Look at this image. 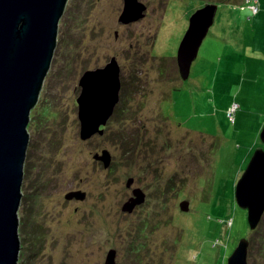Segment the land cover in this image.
I'll return each mask as SVG.
<instances>
[{
    "label": "rangeland",
    "instance_id": "obj_1",
    "mask_svg": "<svg viewBox=\"0 0 264 264\" xmlns=\"http://www.w3.org/2000/svg\"><path fill=\"white\" fill-rule=\"evenodd\" d=\"M138 1L144 16L126 24L123 0L66 2L28 128L17 264H105L112 249L115 264H226L241 237L247 263L264 264V212L249 229L235 202L264 148V0ZM205 2L217 13L183 80L177 48ZM112 56L119 100L102 133L81 139L78 81ZM103 149L107 167L94 158ZM134 187L145 201L122 211Z\"/></svg>",
    "mask_w": 264,
    "mask_h": 264
},
{
    "label": "water",
    "instance_id": "obj_2",
    "mask_svg": "<svg viewBox=\"0 0 264 264\" xmlns=\"http://www.w3.org/2000/svg\"><path fill=\"white\" fill-rule=\"evenodd\" d=\"M67 0H0V264H17L20 248L18 207L21 199L23 166L29 141L27 129L47 74L56 46L59 19ZM218 5L205 2L188 20L187 29L178 45L176 63L181 79L189 76L190 67L199 47L214 22ZM146 6L138 0H123L118 21L126 24L144 16ZM79 136L90 138L102 133L119 100V64L115 56L102 67L87 69L79 81ZM264 143V124L259 133ZM94 158L107 167L110 153L103 149ZM133 178H128L130 187ZM82 199L84 193L70 191L65 198ZM140 187L123 202L122 211L132 212L145 201ZM235 202L246 210L249 229H254L264 212V148H257L250 157L235 186ZM187 211L188 200L179 202ZM249 241L241 237L226 264H248ZM110 250L105 264H115Z\"/></svg>",
    "mask_w": 264,
    "mask_h": 264
},
{
    "label": "built area",
    "instance_id": "obj_3",
    "mask_svg": "<svg viewBox=\"0 0 264 264\" xmlns=\"http://www.w3.org/2000/svg\"><path fill=\"white\" fill-rule=\"evenodd\" d=\"M251 10H252V12L256 13L258 10L257 4L253 3L251 6ZM237 107H238V104L236 102L231 103L230 106L228 107L226 113H227V116L230 118V120H233V114H234Z\"/></svg>",
    "mask_w": 264,
    "mask_h": 264
},
{
    "label": "trees",
    "instance_id": "obj_4",
    "mask_svg": "<svg viewBox=\"0 0 264 264\" xmlns=\"http://www.w3.org/2000/svg\"><path fill=\"white\" fill-rule=\"evenodd\" d=\"M34 109V108H33ZM33 109L31 110V112H30V120H31V116H32V114H33ZM29 120V122H28V125H27V129L30 127V125H31V121ZM24 165H25V162H24ZM24 168V167H23ZM23 171H24V169H23Z\"/></svg>",
    "mask_w": 264,
    "mask_h": 264
},
{
    "label": "flooded vegetation",
    "instance_id": "obj_5",
    "mask_svg": "<svg viewBox=\"0 0 264 264\" xmlns=\"http://www.w3.org/2000/svg\"><path fill=\"white\" fill-rule=\"evenodd\" d=\"M100 127H102V126H100Z\"/></svg>",
    "mask_w": 264,
    "mask_h": 264
},
{
    "label": "clouds",
    "instance_id": "obj_6",
    "mask_svg": "<svg viewBox=\"0 0 264 264\" xmlns=\"http://www.w3.org/2000/svg\"><path fill=\"white\" fill-rule=\"evenodd\" d=\"M101 128V127H100Z\"/></svg>",
    "mask_w": 264,
    "mask_h": 264
},
{
    "label": "crops",
    "instance_id": "obj_7",
    "mask_svg": "<svg viewBox=\"0 0 264 264\" xmlns=\"http://www.w3.org/2000/svg\"><path fill=\"white\" fill-rule=\"evenodd\" d=\"M257 13V12H256Z\"/></svg>",
    "mask_w": 264,
    "mask_h": 264
}]
</instances>
